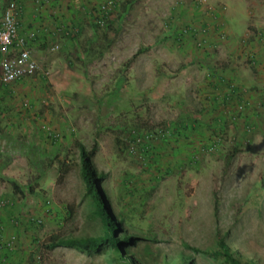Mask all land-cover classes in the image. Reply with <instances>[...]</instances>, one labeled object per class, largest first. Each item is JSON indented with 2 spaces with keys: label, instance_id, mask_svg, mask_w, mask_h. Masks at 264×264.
Returning a JSON list of instances; mask_svg holds the SVG:
<instances>
[{
  "label": "rangeland",
  "instance_id": "374dc122",
  "mask_svg": "<svg viewBox=\"0 0 264 264\" xmlns=\"http://www.w3.org/2000/svg\"><path fill=\"white\" fill-rule=\"evenodd\" d=\"M103 1L45 7L74 32L41 37L38 73L9 84L0 264H230L213 254L222 240L264 264V0H122L99 27ZM78 143L98 144L92 165L132 243L46 248L104 232Z\"/></svg>",
  "mask_w": 264,
  "mask_h": 264
},
{
  "label": "built area",
  "instance_id": "2783aa9c",
  "mask_svg": "<svg viewBox=\"0 0 264 264\" xmlns=\"http://www.w3.org/2000/svg\"><path fill=\"white\" fill-rule=\"evenodd\" d=\"M121 2L122 0H104L98 8L96 22L101 27L107 26L111 15ZM21 11V5L17 0L9 1L4 8L0 25V79L3 83L10 85L32 78L40 70L38 59L33 56L31 51L30 42L34 38V34L25 36L20 32ZM62 31L69 35L74 32L73 29H67L65 25L57 28L59 34ZM58 47L59 45H56V48ZM47 130L49 134L57 136V132L55 134L52 128L48 127ZM5 204L6 201L0 202V206ZM12 249V243L9 240L0 241V260L5 251Z\"/></svg>",
  "mask_w": 264,
  "mask_h": 264
},
{
  "label": "trees",
  "instance_id": "16d2710c",
  "mask_svg": "<svg viewBox=\"0 0 264 264\" xmlns=\"http://www.w3.org/2000/svg\"><path fill=\"white\" fill-rule=\"evenodd\" d=\"M44 1L47 2V0ZM110 23H112V20H110ZM98 26L100 27V25ZM107 26H109V22L107 23ZM139 52L142 51L139 50ZM54 132L56 134V131ZM78 146L81 151V159L83 162L82 172L86 184V192L89 196L92 197L94 204L96 206V211L103 220L104 232L103 234L98 236H88V237H83V236L62 237L60 235H51L48 240V243L45 244L46 248L53 249L58 246H70L85 251H92L99 249L100 247H102L107 243L119 247L122 243H127V242L132 243L134 239L133 235L125 234L124 236L120 235L121 237L117 235V231L121 230L120 229L122 226L121 220L115 217V215L109 209L107 197L102 191L101 184L99 183V178H101V174L97 173L92 165V158L97 153L98 144H95L94 147L89 151L87 150V148L83 143H78ZM70 168L71 165L65 163L62 167V171H61L62 175L67 174ZM14 183L16 182L14 181ZM15 188L17 191L20 192L23 191L18 183L15 184ZM30 190H32V186H30ZM69 211H70L69 212L70 216H72L74 214L73 208L69 207ZM122 236L124 238H122ZM220 244L222 250H213V254H223L227 259V261L230 262V264H255L253 261L243 262L241 260L243 255H241V253H239L237 250L231 248L224 240H222ZM9 253H10L9 251L7 252L5 251L3 254L4 257L6 254L9 256ZM180 260H181V264L189 263V261H187L186 258H182ZM4 262L5 261H0V263H4ZM133 263L140 264L139 261L137 260L135 261L132 260L131 264Z\"/></svg>",
  "mask_w": 264,
  "mask_h": 264
},
{
  "label": "crops",
  "instance_id": "0c3cea01",
  "mask_svg": "<svg viewBox=\"0 0 264 264\" xmlns=\"http://www.w3.org/2000/svg\"><path fill=\"white\" fill-rule=\"evenodd\" d=\"M17 1L20 3L22 9L20 21H19L20 32L25 36L34 34V38L31 40L30 43L32 44L31 45L32 54L34 57H36L35 53H41L42 49L44 48V45L38 43L39 39H41V37L44 38L45 35L49 33L57 36L56 29L59 27V24L54 21L51 22L42 19L43 17H46V15L47 16L49 15V17L51 16L50 14H48L49 12H47L44 8L50 6V4H52L55 0H48L47 2H45L44 0H17ZM7 3L8 1L6 2L0 0V25L4 11L3 8L4 6H6ZM212 85L217 86V83H212ZM8 88H10L9 84H5L2 81H0V116H5V114H2L1 109H2V104L4 103L5 96L7 95V92L8 91L11 92V90ZM210 88H212V86H210ZM210 92H212V89L210 90ZM25 105L29 106L31 104L28 101V104ZM11 124L12 122L9 124V128H13Z\"/></svg>",
  "mask_w": 264,
  "mask_h": 264
}]
</instances>
